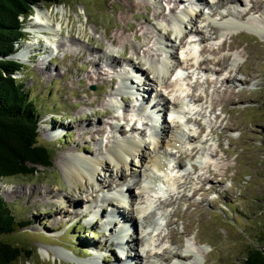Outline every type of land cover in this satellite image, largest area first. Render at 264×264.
<instances>
[{"label":"rangeland","instance_id":"obj_1","mask_svg":"<svg viewBox=\"0 0 264 264\" xmlns=\"http://www.w3.org/2000/svg\"><path fill=\"white\" fill-rule=\"evenodd\" d=\"M127 1L139 10L127 12ZM188 1L174 6L167 0H62L58 7L45 8L54 30L48 33L54 38L51 47L36 39L37 32H29L36 20V7L24 21L31 29L15 46L14 54L29 43H35L32 50L36 52L25 63L16 58L23 71L14 77L23 83L37 108L38 144L53 157L51 168L39 166L33 176L0 182V198L16 222L24 225L22 230L1 236L5 243L23 250L14 264H84L93 260L96 264H124L130 261L126 257L139 254L129 264H175V256L185 264H243L250 248L261 247L264 31L259 35L254 29L232 28L212 34L206 23H219L221 16H228L232 9L228 0H204L209 6L196 3L198 8ZM241 2L235 8L236 20L264 26V0ZM194 7L203 19L192 20L190 25L183 22L184 27L179 17L188 19ZM138 23L144 29L140 39L131 30ZM191 26L200 36L179 41V30L189 31ZM106 33L122 34L124 43H111ZM233 41L239 45L228 47ZM222 44L227 46L219 49ZM169 65L173 66L170 71L166 69ZM98 68V78L92 80L90 75ZM122 83L132 89H123ZM142 96L162 110L166 105L167 114L140 107ZM175 100L178 112L172 105ZM89 117L94 125L81 120ZM178 120L184 139L165 148L166 173L154 170L164 180L157 185L165 189H148L143 194L138 186L144 183L146 172L139 170V158L130 156L128 165L117 166L107 151L118 143L136 140L141 143V153H151L155 141L165 146L163 140L171 139ZM77 122L101 132L79 138L74 127ZM161 127H169L168 138L165 132L159 133ZM64 128L62 136L48 139L47 131L63 132ZM79 155L107 163L100 167L102 171H96L94 179L74 188L65 169ZM125 190L130 197L136 195L137 206L147 205V215L143 220L134 219L131 237L126 231L116 241L122 221L116 214L112 218L113 212L125 208L134 215L129 200L124 204L116 198ZM44 191L45 199L40 198ZM103 199L108 200H104L106 204ZM156 216L161 224L148 233L149 248L157 255L146 261L141 259L146 256L141 252L143 226ZM116 242L124 245L119 249ZM26 250L34 251L27 262Z\"/></svg>","mask_w":264,"mask_h":264},{"label":"bare ground","instance_id":"obj_2","mask_svg":"<svg viewBox=\"0 0 264 264\" xmlns=\"http://www.w3.org/2000/svg\"><path fill=\"white\" fill-rule=\"evenodd\" d=\"M183 1L184 0H167L168 3L171 2V4L174 5V6L181 5L183 3ZM220 1L222 2V1H225V0H216V2H218V3ZM127 2H128V6L125 8L127 12L132 11V10H136V11L139 10V7L137 5H134L131 2H129V1H127ZM188 2L192 6H195L196 3H198L199 5L200 4L202 5V4L205 3V7L206 6L207 7L209 6V3L206 2V1L204 2V0H189ZM228 3H229V5H231L230 8H232L230 10V12L228 13V16H221L219 23H215L214 21H207L205 28H207L209 32H211L212 34H214L215 30L216 31H219V32H226V31H228L229 29H232V28H238V29L239 28H244V29H251V30L254 29V31H257V32H255L257 34L263 33L264 30L261 29L260 26H262V28H264V26L261 23L253 22V21H250V22L248 21L247 23L246 22L243 23L242 21H239L238 22L236 20V13L235 12H237V11H236L235 8H237L238 6H241L242 5L241 0H234V1H232V0L229 1L228 0ZM226 4H227V2H226ZM194 8L195 9H191V12H190V15H189L188 19H182L181 17H179L180 24H183V22H185V24L187 23L188 25H190L191 22H192V20H196L197 18L198 19H203V14L202 13H199V14L196 13V11H197L196 10V7H194ZM197 8H198V6H197ZM35 9L37 10L36 20L33 23L32 30H29V32L30 33H33V34L37 32V35L35 36L36 39H38V40L40 39L42 41L44 40L45 41V47H47V45H50L51 43L54 42V38L51 37L48 34V33H51V32L54 31L53 30V27H52V25L50 23L51 21H50V19L48 17L49 11L48 10L46 11L45 8H41L42 11H40L39 10V7H36ZM58 11L61 14L63 13V9H58ZM145 21H148L149 22V19L146 18ZM183 26L185 27L184 24H183ZM255 26H257V27H255ZM28 29H31V28H28ZM131 30L133 32H135V37L136 38L140 39L142 37V34L141 33H143V31H144L142 24L138 23L137 24V27H133V29H131ZM179 32H180L179 34L182 35V36L180 35L181 37H180L179 41H182V42H183L184 38L190 37L191 35L200 36V32L196 28H193L192 26L189 29V31H187L185 29L184 31H180L179 30ZM39 33H41L42 35L39 34ZM105 35H106V38L111 43H113V44L124 43L125 37H123L122 34L117 35V34H114V33H111V34L106 33ZM259 35H261V34H259ZM238 45H239L238 43H235L233 41V42H231L228 45V47H235V46H238ZM35 46H36L35 43H31V44L29 43L28 45L24 46L21 50H19V54L18 55L17 54L15 55V58H17L21 62L25 63L31 57H33L32 55L36 52V50H32ZM226 46L227 45L222 44L221 46H219L220 47L219 49H224ZM50 47H51V45H50ZM219 66H221V63L220 62H219ZM172 67L173 66L169 65V66H166V69L170 71V68H172ZM159 70H161V69H159ZM99 71H100V69L98 68L94 72V75H90L92 77V80H97ZM135 71L137 73H140L137 69H135ZM208 71H210V70H208ZM207 73H209V72H207ZM157 79H158L157 77H156V79H154L155 82H157ZM229 80H231V79L230 78H227L226 79V81H229ZM128 89L131 90L132 87L130 86ZM142 91H143V93L147 94L146 91H145V89H142ZM225 91H230V90H225ZM141 99H142V102H141V106L140 107H144L145 104H146L151 109L152 108L154 110L158 109V112L159 113H163V114L165 113V114H167L168 111L166 112V110H167L166 105L164 106V109L165 110H162L161 108L156 107L157 105L155 103L152 104L151 101H150V99H146V98H144V96H142ZM172 103H173L172 105H174L175 111L178 112V110L180 109V106H179L178 101L175 100ZM161 105H163L162 102H161ZM81 120L82 121H84V120L86 121L87 120V122H89L91 125H94L93 122L91 121V118L90 117L89 118H83ZM163 122H165V121H163ZM177 122H178V124H177L174 132H170L169 131V127L166 128L167 130L165 128L162 129V127H161V131H163V132L159 131V133H164L165 132V137L168 138V135L167 134L170 132L171 139L169 138L170 140L165 141V140H163V137L160 136L161 137V140H163L166 145L165 146H162V145L161 146H158V143L155 141L153 149H155L156 151L155 150H152V152L151 153H148V154L141 153V149H142L141 143L138 142V141H136V140H128V141H125V142L118 143V144L112 146L107 151V153L113 159V161L116 163L117 166L118 165H123V166L128 165L127 164V161H128V157H130V156H134L135 158H139V167L138 168L142 172H146V174L144 173V183L142 185L138 186V190L140 189V192H143V194H144V192H146L145 190H148V189H150L149 190L150 192H155V187H153V184L155 182L162 183V180H160L162 176L159 175V173L160 174L161 173H166V170L168 169L167 168V164H166V161L168 160V154L166 153L165 148L168 147L172 142H174L173 143V146H175V144L178 143V140L180 138L184 139V137L181 136V134H180V128H179V126L181 125V120H178ZM74 127L80 132L79 135L81 137L79 136V138H83V137L92 138L94 134L98 135L101 132L99 129H97L96 131H93L92 129L91 130L85 129L78 122L75 123ZM64 133H65V128H64L63 132H62L61 129L60 130H56V131H52L51 130L50 132L47 131L46 135H47V137H48L49 140H52V137H54V140H55L56 139L55 136H62ZM155 136H156V134H155ZM188 137L189 136H187L185 138L188 140ZM188 142H190V141L188 140ZM77 146L78 145H76V147ZM65 150L69 151V149H67V148ZM106 163H107L106 160H103V161H101V160H94L92 158H89L86 155H83V156L82 155H79L78 157H75L74 158V162L72 164H70L69 166L66 167V169H65L66 170V176H67L68 180L73 184L74 188H77L76 185H78V184H80L81 187H83V184H82L83 181L85 182V181L94 179V174L96 173V171L100 167H103V166L106 167ZM163 164L165 166H163ZM174 165H175L176 168H178L176 166V164H174ZM163 168H165L164 171H163ZM102 170L103 169H101V168L99 169V171H102ZM154 170H156L159 173L158 174L155 173ZM151 174H152V177H151ZM120 175H121V173H120ZM162 179H163V177H162ZM5 193L7 195L9 194L7 192V190H5ZM45 193L46 192L44 191V194H42L40 198L45 199ZM98 197L99 196H97V198ZM117 197H118L119 202L124 203V204L127 202V200H129V202L132 205L131 210H132V213L134 215L132 217L131 214H129L128 212L125 211V208H123V211L122 212H120V210H117V211H114L113 212V217L112 218H114V215L116 214V215H118L119 219L122 221L121 222L122 224L120 225V230H118V232L116 234V237H115L116 238V241H117V239L118 240H121L122 237L124 235H126V231H127V234L129 235V237H131L132 236V232H130V231L131 230H134V228L132 229L130 226H133L134 225V219L135 218H138V219L145 218L146 215H147L146 212H147V209H148L147 205H144V204L142 206H137L136 203H135V201L137 199L136 198V195H134L133 197H130V194L126 190H125V192L124 191H121V192L117 193L116 198ZM142 198H143V196H141L140 199H142ZM104 200H107V199H103V202H104ZM36 201L37 200L35 199L32 202V204H36ZM130 203H128V204L130 205ZM43 204H46L45 201H42V205ZM104 204H106V202H104ZM80 208L84 209L83 207H80ZM127 209L128 208H126V210ZM129 209H130V206H129ZM86 212H88V210H86L83 215H86L85 214ZM119 219H117L118 222H120ZM156 221H157V218L154 217V219H151L145 226H143V231H142L143 233H142V238H141L142 239V243H143V245L141 247H142L143 250H141V252L142 253H145L146 256L144 255L145 257H142L141 259H143V260L144 259L145 260L147 259L146 261H148V259L152 258L153 256L157 255L156 252H153L149 248L150 247L149 245H150V241L151 240H150V237H149V234L150 233H148L151 228H153V229L154 228H157ZM171 238L172 237H170V239ZM122 245H124V244H122ZM122 245H118L117 242H116L117 248L120 249ZM186 249L190 250V247L188 245H186ZM139 256H140V254H139ZM139 256L134 255L132 258L126 257V259L133 262V260L136 261L135 259L138 258ZM174 259L176 260L175 264H185L184 262H182V259H181L180 256H175ZM130 261L124 262V264H129V263H131ZM95 262L96 261L93 260L91 262H85L84 264H96ZM188 262H190V260ZM78 264H80V263H78Z\"/></svg>","mask_w":264,"mask_h":264},{"label":"trees","instance_id":"obj_3","mask_svg":"<svg viewBox=\"0 0 264 264\" xmlns=\"http://www.w3.org/2000/svg\"><path fill=\"white\" fill-rule=\"evenodd\" d=\"M62 0H0V182L16 176H33L37 167L51 168L53 153L38 144V111L15 79L23 66L7 57L25 40L24 21L35 7H58ZM7 203L0 198V264H14L23 250L1 240V236L22 230ZM260 248H250L243 264H264V235ZM25 262L34 254L25 251Z\"/></svg>","mask_w":264,"mask_h":264},{"label":"water","instance_id":"obj_4","mask_svg":"<svg viewBox=\"0 0 264 264\" xmlns=\"http://www.w3.org/2000/svg\"><path fill=\"white\" fill-rule=\"evenodd\" d=\"M7 59L17 61V59L15 58V54L10 55L9 57H7Z\"/></svg>","mask_w":264,"mask_h":264}]
</instances>
